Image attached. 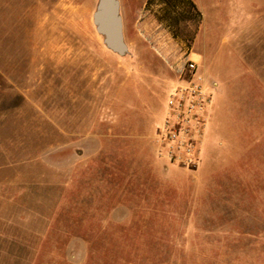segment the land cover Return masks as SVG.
<instances>
[{"label":"rangeland","instance_id":"obj_1","mask_svg":"<svg viewBox=\"0 0 264 264\" xmlns=\"http://www.w3.org/2000/svg\"><path fill=\"white\" fill-rule=\"evenodd\" d=\"M0 0V264H264V0ZM191 53V55H190ZM191 56L196 168L155 133Z\"/></svg>","mask_w":264,"mask_h":264},{"label":"built area","instance_id":"obj_2","mask_svg":"<svg viewBox=\"0 0 264 264\" xmlns=\"http://www.w3.org/2000/svg\"><path fill=\"white\" fill-rule=\"evenodd\" d=\"M213 97L211 86L200 73L198 60L189 56L176 72L165 100L163 120L156 129L160 158L184 168L199 166Z\"/></svg>","mask_w":264,"mask_h":264},{"label":"water","instance_id":"obj_3","mask_svg":"<svg viewBox=\"0 0 264 264\" xmlns=\"http://www.w3.org/2000/svg\"><path fill=\"white\" fill-rule=\"evenodd\" d=\"M95 22L98 30L103 34L106 44L112 50L124 53L126 44L123 38L118 0H99Z\"/></svg>","mask_w":264,"mask_h":264},{"label":"crops","instance_id":"obj_4","mask_svg":"<svg viewBox=\"0 0 264 264\" xmlns=\"http://www.w3.org/2000/svg\"><path fill=\"white\" fill-rule=\"evenodd\" d=\"M164 113H163V117H164V114H165V105H164V111H163ZM163 117H162V119H161V121H160V123L159 124H161V122H162V120H163Z\"/></svg>","mask_w":264,"mask_h":264}]
</instances>
